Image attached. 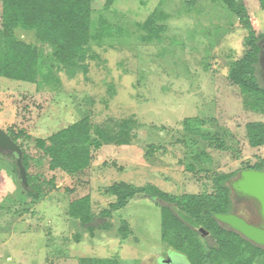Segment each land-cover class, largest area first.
<instances>
[{
    "label": "rangeland",
    "instance_id": "374dc122",
    "mask_svg": "<svg viewBox=\"0 0 264 264\" xmlns=\"http://www.w3.org/2000/svg\"><path fill=\"white\" fill-rule=\"evenodd\" d=\"M263 3L244 0L256 34H264ZM103 4L93 1L92 17L103 15L112 32L92 41L86 73L70 77L49 68L33 83L0 77V129L23 133L17 143L29 156L26 171L41 187L33 200L12 158L0 155V264H162L158 256L167 250L175 264H190L175 251L172 231L162 235L161 201L138 193L112 210L116 198L108 187L214 193L218 175L264 167V144L249 145L246 130L251 122L264 124V112L228 77L246 49L242 21L219 0H114L109 11ZM154 10L165 28L160 40L143 41L139 24ZM15 35L37 43L31 32L18 28ZM83 117L100 141L91 164L76 174L50 171L34 139ZM87 194L95 216L110 209L109 218L94 219L108 228L92 234L68 215L70 203ZM256 260L264 264V256Z\"/></svg>",
    "mask_w": 264,
    "mask_h": 264
},
{
    "label": "trees",
    "instance_id": "16d2710c",
    "mask_svg": "<svg viewBox=\"0 0 264 264\" xmlns=\"http://www.w3.org/2000/svg\"><path fill=\"white\" fill-rule=\"evenodd\" d=\"M93 1L0 0V77L33 83L38 77L45 75L44 70L49 68L56 72L66 71L70 77L78 69L86 73L87 60L92 57V41L101 43L102 38L111 36L112 32V26L108 25L109 22L103 15L97 21L93 20ZM219 1L248 29L244 42L245 52L230 63L228 77L232 83L249 93L253 98V105L264 112V34H256L251 27L244 0ZM113 3L114 0H104L102 11H109ZM262 8L264 9V3ZM158 16L159 12L154 10L139 24L146 30V34H141L140 39L160 40L159 33L165 27L157 24ZM18 28L33 33L37 43L18 38L15 35ZM43 44L49 47V59L43 57L48 55L44 53ZM91 127L88 117H83L46 138H35L36 147L49 158L48 169L59 168L67 174H76L86 169L93 159L91 151L97 149L100 143L91 135ZM246 130L249 145L255 147L264 144L262 122L248 123ZM7 133L17 143V137L22 132L15 134L8 130ZM19 147L27 170L29 156L21 145ZM14 159L11 161L12 169L17 174ZM258 165L247 168L264 170V167ZM236 173L218 175L214 179V193L174 196L153 186L136 187L123 182L113 183L107 192L116 198L111 205L112 210L125 206L138 193L157 198V204L161 201L163 204H159V208L162 235L164 237L167 231H172L171 234L179 243V247L174 250L185 255L190 264H256V259L264 256V248L220 226L212 216L213 213L225 212L230 207V187L227 180ZM35 178L27 172L26 192L33 200L38 199L41 188L34 183ZM68 215L90 234L96 228L106 229L109 226L108 222L94 225L95 218H109L110 209H104L99 216H95L89 194L72 201ZM200 227L207 231L205 237L200 234ZM118 230L125 237L130 233L125 220H121Z\"/></svg>",
    "mask_w": 264,
    "mask_h": 264
},
{
    "label": "water",
    "instance_id": "95a60500",
    "mask_svg": "<svg viewBox=\"0 0 264 264\" xmlns=\"http://www.w3.org/2000/svg\"><path fill=\"white\" fill-rule=\"evenodd\" d=\"M0 153L13 154L17 177L23 188L28 187L27 171L23 165V152L19 145L4 130L0 129ZM230 189L238 200L253 199L257 203L261 224H253L235 213H213L216 222L237 234L252 244L264 248V170L242 169L231 181ZM203 235L207 234L202 227L198 229ZM168 261V260H167Z\"/></svg>",
    "mask_w": 264,
    "mask_h": 264
},
{
    "label": "flooded vegetation",
    "instance_id": "af4514ba",
    "mask_svg": "<svg viewBox=\"0 0 264 264\" xmlns=\"http://www.w3.org/2000/svg\"><path fill=\"white\" fill-rule=\"evenodd\" d=\"M1 156H11L13 159L15 158V156L13 154H2L0 153ZM248 169V168H245ZM249 169H254V168H249ZM256 170H262V169H256ZM238 172L232 176L231 178H229L227 180V183L230 187L231 181L234 180L237 175ZM145 196H149V195H145ZM229 196H230V207L222 213H235L236 215H239L240 217L244 218L246 221L253 223V224H261V219L260 216L258 214V208H257V203L255 200L253 199H241L238 200L235 193L230 189L229 192ZM151 197V196H149ZM154 200H156V202H158L157 198L152 197ZM200 234L204 237V235L200 232ZM170 250H167L166 253H164L163 255H159L158 258L160 259L162 264H175L172 259H171V254L169 253ZM168 260V261H167Z\"/></svg>",
    "mask_w": 264,
    "mask_h": 264
},
{
    "label": "crops",
    "instance_id": "0c3cea01",
    "mask_svg": "<svg viewBox=\"0 0 264 264\" xmlns=\"http://www.w3.org/2000/svg\"><path fill=\"white\" fill-rule=\"evenodd\" d=\"M50 170V169H49ZM55 170H57V169H55ZM55 170H50V171H55ZM67 174V173H66Z\"/></svg>",
    "mask_w": 264,
    "mask_h": 264
}]
</instances>
